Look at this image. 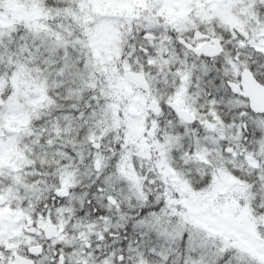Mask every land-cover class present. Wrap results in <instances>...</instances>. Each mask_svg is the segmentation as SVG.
<instances>
[{
	"label": "snow or ice",
	"instance_id": "snow-or-ice-1",
	"mask_svg": "<svg viewBox=\"0 0 264 264\" xmlns=\"http://www.w3.org/2000/svg\"><path fill=\"white\" fill-rule=\"evenodd\" d=\"M0 264H264V0H0Z\"/></svg>",
	"mask_w": 264,
	"mask_h": 264
}]
</instances>
